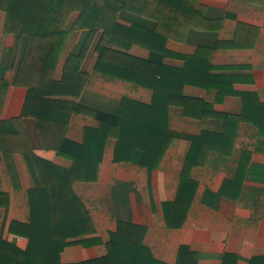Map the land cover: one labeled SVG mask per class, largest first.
Masks as SVG:
<instances>
[{
	"label": "crops",
	"instance_id": "1",
	"mask_svg": "<svg viewBox=\"0 0 264 264\" xmlns=\"http://www.w3.org/2000/svg\"><path fill=\"white\" fill-rule=\"evenodd\" d=\"M158 4L162 15L167 6ZM173 8L176 18L168 25L172 36L164 43L172 55L164 57V64L182 70L186 59L196 55L210 65L209 73L229 82L183 86V95L199 102L190 106L191 114L182 105L169 106L172 136L153 169L141 163L140 148L116 159L118 140L106 139L96 179L73 183L92 230L69 238L60 257L63 264L106 256L119 224L135 226L137 238L132 234L128 242L141 239L164 264H178L183 246L196 254L197 264H222L227 253L238 256L236 264H251L253 256H264V0H184ZM78 15L72 12L66 22L69 37L56 78L68 56L80 53L88 38V28L72 29ZM116 18L123 26L146 30L159 24L156 18L123 8ZM5 23L6 13L0 10V79L9 84L1 117L9 119L22 113L28 93L26 87L11 83L9 70L13 49L18 42L22 53L26 36L17 40L5 31ZM107 45L141 59L150 57L149 49L115 36ZM97 60L91 53L80 96L68 97L88 109L69 116L66 137L76 143L84 141L87 128L102 125L94 112L118 116L125 99L145 104L153 100L152 89L97 71ZM28 123L32 135L33 122ZM36 139L33 134L32 141ZM197 142L201 147L189 159ZM13 161L15 182L0 153V188L9 195L8 207L0 208V236L25 249L28 239L11 233L9 226L12 221H29V190L35 181L22 154L13 153ZM55 162L66 168L73 165L62 156ZM181 189L184 196L177 202Z\"/></svg>",
	"mask_w": 264,
	"mask_h": 264
},
{
	"label": "trees",
	"instance_id": "2",
	"mask_svg": "<svg viewBox=\"0 0 264 264\" xmlns=\"http://www.w3.org/2000/svg\"><path fill=\"white\" fill-rule=\"evenodd\" d=\"M183 2L0 0V10L6 13L5 31L13 33L17 40L26 36L23 52H19L18 42L12 52L9 63L13 73L11 83L28 89L22 113L4 119L1 111L9 84L0 79V153L14 182L17 174L13 153L23 155L35 181V186L29 190V221H12L9 226L11 233L26 237L28 245L22 249L0 236V264H63L60 257L69 238L92 230L89 215L75 193L73 183L96 179L106 139L113 136L118 140L116 159L140 148L144 151L141 163L153 169L162 159L172 136L168 126L169 106L182 105L191 114L190 106L199 102L183 95V86L210 87L229 82L225 77L209 73L210 65L196 55L186 59L182 70L164 64V57L172 55L164 43L172 36L168 25L176 18L173 6ZM158 3L167 6L162 15ZM120 8L156 18L159 24L154 30L137 25L123 26L116 18ZM74 11H79V15L72 29L88 28L89 35L81 52L68 56L61 77L56 78L55 72L69 37L65 25ZM111 36L149 49V59L109 47L107 41ZM91 53L98 55L97 71L148 87L154 96L150 104L123 100L118 116L94 112L102 125L97 129L87 128L84 141L76 143L66 137L69 116L73 111L88 109L68 97L80 96L88 79L87 59ZM29 120L33 122L35 142ZM200 147V142L193 146L189 159ZM57 156L72 160L73 165L70 168L58 165L55 162ZM183 193L181 189L177 202ZM8 205L9 195L0 188V208ZM132 234L137 238L135 226L119 224L111 233L106 256L75 264H164L153 257L141 239L128 242ZM237 258V255L227 253L222 264H236ZM250 263L264 264V256H253ZM178 264H197L196 254L186 246L181 247Z\"/></svg>",
	"mask_w": 264,
	"mask_h": 264
}]
</instances>
